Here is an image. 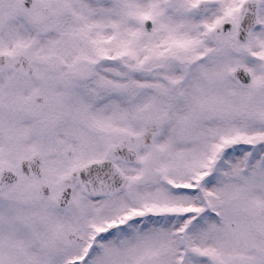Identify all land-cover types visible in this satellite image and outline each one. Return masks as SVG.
<instances>
[{"label":"snow or ice","instance_id":"snow-or-ice-1","mask_svg":"<svg viewBox=\"0 0 264 264\" xmlns=\"http://www.w3.org/2000/svg\"><path fill=\"white\" fill-rule=\"evenodd\" d=\"M0 264H264V0H0Z\"/></svg>","mask_w":264,"mask_h":264}]
</instances>
